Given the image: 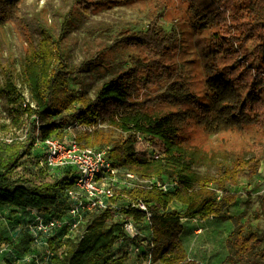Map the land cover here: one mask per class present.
Here are the masks:
<instances>
[{"label":"trees","instance_id":"1","mask_svg":"<svg viewBox=\"0 0 264 264\" xmlns=\"http://www.w3.org/2000/svg\"><path fill=\"white\" fill-rule=\"evenodd\" d=\"M20 1L0 0V26L15 18ZM183 1L192 28L203 31L217 27V31L210 33L212 58H207L204 65L206 102H197L194 94L176 82L162 86L165 71L156 60L144 63L133 58L129 66L119 67L101 82L93 96L83 92L73 94L68 90V79L92 67L95 57L70 64L65 57L62 36L50 32L33 38L19 63L21 84L34 107L24 105L23 93L10 65L1 64L0 100L13 115V122H20L22 116H30L32 120L26 142L6 143L0 147V206L26 209V212L35 210L45 217L60 216L65 210L68 202L64 190L74 181L71 171H60L51 180L36 184L10 180L9 176L23 154L33 148L36 137L63 140L70 119L79 126L73 129L71 137L80 145L109 147L113 164L140 177L167 175L175 181V188L168 192L153 187L122 191L127 198L139 199L146 206V210L128 206L118 211L135 222L149 214L148 251L152 264H206L188 256L182 242L181 218H221L237 199L230 186L236 185L242 177L256 174L259 159L252 154L230 162L218 161L212 170L199 173L195 166L199 155L182 146L178 134L192 118L207 134L242 130L249 125L264 127L263 78L260 71L249 64L248 53L232 45L233 41L243 45L256 37L258 31L264 32V0H246L247 21L239 23L240 28L235 33L220 31L225 25L220 7L229 8L232 0ZM60 33L63 34V30ZM117 41L160 51L174 41V35L151 20L145 30L121 35ZM256 52L264 54V35ZM150 86L158 88L159 101L195 105L196 111L160 112L150 108L144 100L132 99L140 89ZM34 117L41 121L38 131L32 123ZM103 126L124 136L113 137ZM153 141L158 144L157 158H150L144 149L145 142ZM172 203L180 204L181 209L170 208ZM114 212L111 209L95 212L80 237H63L65 240L59 244V250L54 251L51 264H125V255L110 256L114 242L126 237L122 224L114 220ZM232 223L226 241L228 253L223 262L264 264V232L245 229L237 217L232 218ZM58 234L63 236L61 231ZM49 242L53 243L51 239Z\"/></svg>","mask_w":264,"mask_h":264},{"label":"rangeland","instance_id":"2","mask_svg":"<svg viewBox=\"0 0 264 264\" xmlns=\"http://www.w3.org/2000/svg\"><path fill=\"white\" fill-rule=\"evenodd\" d=\"M246 8V0H232L227 9L220 7L225 21L224 30L220 31L235 33L240 28L239 23L247 21ZM151 20L174 35V41L162 50L117 41L121 35L145 30ZM62 30L63 34L60 33ZM212 31H217V27L203 31L191 27L183 0H22L15 18L0 26V69L1 64L10 65L23 93L24 105L32 107L28 92L20 81L19 63L29 42L50 32L62 36L65 57L70 64L95 57L92 67L76 78L68 79V90L73 94L83 92L93 96L101 82L119 67L129 66V60L133 58L144 63L156 60L161 70L165 71L160 82L162 86L176 82L185 91L194 94L197 102L203 103L207 101L204 97V65L207 58H212ZM263 35V31H258L256 37L246 40L243 45L239 46L238 41H233L232 45L236 50L243 48L248 53L249 64L260 71L264 83V54L256 52ZM244 64L246 66L247 62ZM158 92V88L150 86L140 89L132 99L144 100L150 108L160 112L196 111L195 105L159 101ZM261 95L264 98V87ZM12 116L0 100V147L6 143L19 145L28 138L32 117L22 116L20 122H13ZM36 118L32 122L35 125L40 121ZM67 121L65 130L68 129V132L64 141L71 137L74 128L79 129L75 122ZM106 129L113 137L124 136V133ZM178 138L182 146L199 155L195 165L199 173L212 170L218 161L230 162L236 157L247 158L252 154L259 159L256 174L242 177L236 185L230 186L237 199L221 218H181L182 242L190 258L206 264H229L223 260L228 253L226 241L233 228L232 218L237 217L247 230L264 232V127L249 125L242 130L207 134L192 118L180 128ZM157 145L156 141L145 142L144 149L158 151ZM41 157L40 145H34L14 167L10 180L25 184L51 180L50 172L40 167ZM122 202L119 201L118 205H125ZM171 207L181 209L178 203H172ZM33 213L12 206H0V264H51V247L53 251H58L59 244L65 239L58 232L49 236L36 232ZM114 220L120 221L118 214ZM148 227L146 219L135 222L132 234L126 233L125 238L114 242L111 258L125 255V264H148L146 253L151 239Z\"/></svg>","mask_w":264,"mask_h":264},{"label":"built area","instance_id":"3","mask_svg":"<svg viewBox=\"0 0 264 264\" xmlns=\"http://www.w3.org/2000/svg\"><path fill=\"white\" fill-rule=\"evenodd\" d=\"M31 104L34 107V104ZM38 144L42 149L40 167L49 171L50 177H55L60 171L65 170L71 171L74 175L72 185L64 190L68 206L60 216L45 217L33 210L34 228L36 232L44 236L61 231L65 238L80 237L91 215L105 209L115 211L114 216L119 215V222L124 232L132 234L135 231L133 218L118 210L128 206L146 210V206L139 199L127 198L122 191L136 187H153L168 192L176 186L175 181L167 175L140 177L125 167L113 164L107 146L102 148L82 146L73 137L65 141L55 137L44 140L36 137L34 145ZM146 151L150 158L159 156V151L155 149L146 148ZM119 201H124L122 203L125 205H118ZM148 217L149 214L144 218L147 222ZM49 254L53 257L52 247ZM146 254H148L147 263L152 264L149 251Z\"/></svg>","mask_w":264,"mask_h":264},{"label":"crops","instance_id":"4","mask_svg":"<svg viewBox=\"0 0 264 264\" xmlns=\"http://www.w3.org/2000/svg\"><path fill=\"white\" fill-rule=\"evenodd\" d=\"M149 228V227H148ZM149 231H150V229H149Z\"/></svg>","mask_w":264,"mask_h":264}]
</instances>
